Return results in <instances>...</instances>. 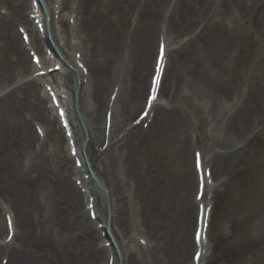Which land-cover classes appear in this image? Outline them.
<instances>
[{
    "label": "rangeland",
    "instance_id": "1",
    "mask_svg": "<svg viewBox=\"0 0 264 264\" xmlns=\"http://www.w3.org/2000/svg\"><path fill=\"white\" fill-rule=\"evenodd\" d=\"M32 4L0 0V264L11 258L16 264H112L98 219L90 214L93 199L96 217L104 221L105 201L96 187L76 179L74 168L81 169L83 156L67 149L47 104L37 105L50 86L28 89L41 72L35 70L53 55L44 35L36 34L43 23L34 22ZM84 4L83 11L75 10V0H57L50 15L55 22L60 19L54 11L64 17L63 26H55L65 35L72 31L68 16L78 19L75 33L87 56L86 73L106 112L109 103L117 104L120 127L143 113L155 47L167 42L159 97L168 100L162 110L172 118L150 126L160 110L154 108L143 127L125 134L127 145L119 147L120 141L107 149L105 144L103 151V164L121 169L117 183L108 171L100 176L113 193L115 227L122 237L142 235L124 252L135 264H191L193 236L186 225L188 220L193 225L203 167L212 199L206 264H264V0ZM102 37L116 45L111 58L90 49ZM136 94L139 100L130 101ZM244 101L251 103L253 119L238 125L236 137L222 134L224 107L236 112ZM84 103L89 107L88 100ZM41 108L51 121L50 135ZM70 114L76 125L70 144L83 151L73 107ZM70 153L75 158L66 160ZM90 189L95 195L88 197ZM19 210L29 227L26 240L16 227Z\"/></svg>",
    "mask_w": 264,
    "mask_h": 264
},
{
    "label": "bare ground",
    "instance_id": "2",
    "mask_svg": "<svg viewBox=\"0 0 264 264\" xmlns=\"http://www.w3.org/2000/svg\"><path fill=\"white\" fill-rule=\"evenodd\" d=\"M41 2L43 3L44 8L48 10L47 14H45L41 10L40 6H34L33 4L31 6V13L33 14L32 17L34 22L37 21L38 23H43V31L41 32L40 30H38L36 34L38 37H42L44 35L43 37H45L46 39L47 48L53 55H50L48 57L46 66L40 67L39 69L35 70L37 72H41L32 77L33 81L28 84V89L34 91L40 90V84H43L45 89L50 86V89L48 91L46 90L45 93L40 94L37 105L41 106L43 104L44 106L47 104V110L49 111V114L52 115L54 123L59 127V134L62 138V141L67 142V149H69L70 152L73 151L74 153H76V158L78 157V155L83 156V160L81 162L82 170L76 167L74 168L75 174L77 175L76 179L80 180V183H82L84 187L91 185L92 188H95L96 181L93 178L94 175L106 190L105 192H101L97 189V187L95 188L100 192L109 208V210L106 211V217L104 221L100 220L99 217H96V219H98V221L102 222L103 224L102 230L104 232V239L102 241V244L106 248H108L106 250H109L108 255H110V257L112 258V264H135L136 260H134L130 254L125 253L123 248L125 247L126 251H132V249L135 247V245L133 244V240L135 238H142V235L140 233L132 232L129 234H125L122 237V231H119V229L115 227L113 193L111 188L105 184V181L100 176H102L103 171H108L110 174V178L112 176L115 182V179L118 178V174L120 173L121 169L114 166L113 163L111 164L106 162L105 164H103L104 160L106 159H102L104 153L103 151L105 149V144L107 149L111 148L117 143L119 144L120 141L122 144L119 147L127 145L128 140L124 142L125 134L130 129H133L136 126L143 127V123L145 122V120L152 116L154 108L160 110L159 112H157L158 114L156 113V115L154 114L152 116L153 119L150 123V126L153 125L156 121L161 122V120L165 116L168 117V119H171L172 117L169 116L170 113L164 112V110H162L167 106L168 100L159 97V93L162 90H160L159 86L157 85L155 88V93L157 91H159V93L153 98L151 102V108L149 110L144 109V111L147 113V118H144V120H141V118H137L134 122L123 125L122 127H120L121 124H115L118 113L117 104L109 103V107L107 109L109 110V113H107L106 102H104L102 97L95 92L94 86L90 81L91 79L88 73H86L85 63L87 60V56L85 51L81 52L80 43L77 41L78 35L75 33V28L78 25V19L74 20L72 15L68 16V19L71 22L72 31L70 34L65 35L64 33L66 32L64 28H62V33L65 35L63 36L59 30V27H56L55 25L57 23H60V27H62L64 17L62 15H59V12L54 11V15L58 14L55 19H60L59 22H55L53 21V15L52 17L50 15V4H52L53 2L56 3L57 0H41ZM75 3L76 7L74 9H81L83 11V9L85 8V0H75ZM46 22H48L49 25ZM165 43L167 42L162 39V41H160L155 47V54L153 56V62L151 64V73L148 78L146 87V96L143 99L145 100L146 104L148 102L147 99L152 88V81L155 73V67L158 63L157 60L159 51L164 50V48L166 47ZM90 49H95L96 53L100 56L111 58L114 56L116 45L114 44L113 39L109 40L106 37H102L97 40V43H93L90 46ZM33 56H35V53H33L32 57ZM39 62L42 64V57L39 58ZM164 62H162L163 65H161L162 69L164 68L163 74L165 73ZM32 66L34 68H37L38 66H40V64L38 66ZM48 73H50V75ZM103 74L107 75V70H105ZM65 89H68V91H65ZM75 94L76 98L74 97ZM53 98L56 100L55 103L53 101ZM131 98L132 99L130 101L136 102L139 100V95L136 94ZM229 98L232 99V96H229ZM87 100L88 102H90L89 107H83L85 104L84 101ZM250 104L251 103H249V101H244L240 109H238V111L236 112H233L234 110H236V108H231L229 109V111L226 107H224L225 111L222 114L221 122L222 134L229 133L231 134V137H236V135L241 132L238 128V125L240 124L241 126H245L247 119L252 118L251 116H254V110ZM72 107L74 111H76L80 116L83 124L82 134L85 140V147L83 151L81 147L78 148L77 145L71 146L70 144V142H73L76 138V125L72 121L70 114ZM104 111L105 113H103ZM39 113L42 120H46L44 109L41 108V111ZM107 114H110V116H108ZM140 114L141 112L139 113V115ZM89 115L91 118H89ZM78 121L80 122L79 118ZM46 123L48 124V126L51 125L50 120H46ZM93 124H96L95 128ZM107 126H109L108 132ZM118 127L119 129H117ZM51 131L52 128H50L49 126L47 128L48 135H50ZM148 135L149 133H146L145 136ZM144 138L146 139V137ZM75 157H73L70 153L69 155H67L66 160H72V158ZM203 163L204 162H202V164ZM139 169V172L145 171L144 166L140 167ZM118 171L119 173L116 176V173ZM198 173V181L201 184L196 197L198 206L194 214L195 217L193 220V225H190V220H188V225H186V228H190L193 236L192 250H194V253L192 256L194 257L196 252L200 253L198 261L192 259L191 264H206L209 259V256L207 255L209 249L207 233L209 229L212 199L211 195L209 194V190H207L208 177L206 171L202 167ZM118 181L119 180L117 179L115 183H117ZM95 189L88 190V197L95 195ZM90 210L95 212L93 199H91L90 202ZM20 213L21 211L19 210L17 214L19 217L18 221L20 222V225L16 220V227L17 230L20 231L19 236H21L22 238L24 237V240H26L29 227L27 231V220L26 218H22L19 215ZM8 215H10L9 219L13 220L10 212L8 213ZM261 226H264V221L261 222ZM16 227H14L13 224V227L11 228L12 232ZM18 231L15 234V237L18 234ZM196 233L200 235L199 240L195 239ZM4 242H6V240ZM187 259L188 258H186V260ZM7 264H16V260L13 261V258H11V260H8Z\"/></svg>",
    "mask_w": 264,
    "mask_h": 264
},
{
    "label": "water",
    "instance_id": "3",
    "mask_svg": "<svg viewBox=\"0 0 264 264\" xmlns=\"http://www.w3.org/2000/svg\"><path fill=\"white\" fill-rule=\"evenodd\" d=\"M39 2H40V5H41V7H42L44 13L47 14V10H46V8H44V5H43V3L41 2V0H39ZM77 114H78V113H77ZM78 118H79V120H80V122H81V125H82V127H83V124H82V121H81L79 115H78ZM94 179H95V181H96V183H97L99 189L102 190V191H106L105 188L103 187V185L98 181V179H97L95 176H94ZM107 207H108V206H107Z\"/></svg>",
    "mask_w": 264,
    "mask_h": 264
},
{
    "label": "snow or ice",
    "instance_id": "4",
    "mask_svg": "<svg viewBox=\"0 0 264 264\" xmlns=\"http://www.w3.org/2000/svg\"><path fill=\"white\" fill-rule=\"evenodd\" d=\"M38 62V61H37Z\"/></svg>",
    "mask_w": 264,
    "mask_h": 264
}]
</instances>
